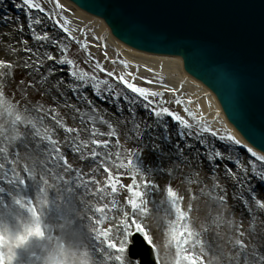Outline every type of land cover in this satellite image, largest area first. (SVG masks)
<instances>
[{
  "label": "snow or ice",
  "instance_id": "6c2138e0",
  "mask_svg": "<svg viewBox=\"0 0 264 264\" xmlns=\"http://www.w3.org/2000/svg\"><path fill=\"white\" fill-rule=\"evenodd\" d=\"M47 2L54 3L59 11L46 10L41 0H13V7L26 17V24H21L18 31L28 30V38L22 41V51L28 57L22 65L0 60V78L14 79L17 67L31 69L27 74L34 82L22 94L26 98L27 88H36L51 101L47 107L36 101L31 109L25 106L21 110L14 98L0 90V117L7 118L6 123L0 124V181L8 186H0V264H152L148 256H153L154 264H161L159 250L145 223L152 214L149 204L155 203L148 197L153 190H160L159 185L150 181L137 163L142 150L127 149L116 124L99 114L94 102L97 99L111 103L113 115L120 116L118 122H130L139 140L144 139L149 126L144 122L141 130L133 107L126 109L128 117H124L125 108L119 101L128 105L142 102L158 120L171 118L182 130L179 135L185 141L183 146L174 144L177 154L189 162L201 161L202 157L209 164L213 188L207 192L201 189V194L222 210L212 217V225L216 229L229 228L228 248L213 246L203 239L208 225L202 223L199 230L193 226V205L189 203L185 210V197L169 183L165 194L170 211L164 227L166 248L174 249L172 264H264V194L252 183L258 180L259 185H264V147L258 152L227 128L213 129L203 116L197 119L186 106L191 100L177 97L176 87L139 77V69L136 73L130 71L125 61L119 62L124 69L119 74L105 68L89 51L86 34L82 42L73 35L76 30L69 27L70 21L60 16L66 9L59 0ZM9 19L19 23L20 17H3L4 21ZM46 19L59 31L50 34ZM64 38L74 41L87 54L83 63L91 72L69 58L70 49ZM29 40L35 42V47L28 46ZM103 56L109 59L106 47ZM100 74L121 85L123 96L120 92L115 97L105 96L101 85H106L109 92L114 89L109 79H101ZM137 79L165 88L195 123L164 106L168 103L164 92L138 86ZM20 84H24L23 79ZM61 108L67 111L62 113ZM69 118L71 126L67 123ZM100 126H106L107 131ZM157 147L154 145V150ZM236 149L243 150L244 159L233 155ZM77 163L81 166L77 167ZM221 169L224 180L234 186L232 199L242 206L240 222L223 214L227 212L228 187L219 182L217 173ZM125 178L131 182L124 184ZM77 189L82 190L79 205ZM122 192L127 193L123 203L118 199ZM86 196L93 200L86 201ZM195 199L193 194L191 200ZM245 213L247 230L243 224ZM85 218L90 222L87 230L83 224L77 226V221ZM138 244L146 245L143 254L137 252ZM36 249H40L39 255Z\"/></svg>",
  "mask_w": 264,
  "mask_h": 264
},
{
  "label": "water",
  "instance_id": "95a60500",
  "mask_svg": "<svg viewBox=\"0 0 264 264\" xmlns=\"http://www.w3.org/2000/svg\"><path fill=\"white\" fill-rule=\"evenodd\" d=\"M147 52L184 55L229 120L264 147V0H72Z\"/></svg>",
  "mask_w": 264,
  "mask_h": 264
},
{
  "label": "rangeland",
  "instance_id": "374dc122",
  "mask_svg": "<svg viewBox=\"0 0 264 264\" xmlns=\"http://www.w3.org/2000/svg\"><path fill=\"white\" fill-rule=\"evenodd\" d=\"M7 2H9V3H7ZM41 2L43 3V6L45 7L46 10H48V11L50 10V11H54V12H58L59 11L58 9L54 8V3H48L47 0H41ZM59 2H60V0H59ZM2 4L4 6L6 5L7 8H9V7L10 8H14L13 7V0L12 1L6 0ZM75 15H76V10L74 8H72L71 11H67V13H64V14L60 13L61 17L66 18V19H68L70 21L69 27L72 28V29H75L74 28V24L72 23V20L75 17ZM21 24H24V23H22V21H21V23L16 24L14 27H11L10 25H8L7 21L2 20V18L0 17V38H4V30H3L4 28L9 29L10 30V35L13 37L15 32L19 33V31H16V29L18 30L17 27H18V25H21ZM50 24L51 25H46L47 30L49 32H51V33L58 32V31H56V28L52 26V21H50ZM9 27H11V28H9ZM100 28H98V29H96V31L91 32V33L86 35L87 36V42L90 45L89 51L91 52V54L96 59H98L103 64V66L105 68H107L109 70H115V72L117 74H119L122 71H124L122 65H120L119 62H117V64H112L111 63V60H112L111 57L109 59H106L103 56V52L105 50V46H104V44H102L98 40L99 38L97 36V31ZM38 30H39V27H38ZM75 30L76 31L73 32V35L77 36V38L80 39L83 42L85 40V34H82L81 32H79L78 29H75ZM26 31H28V30L26 29L25 32L23 34H21V35L25 36V39L28 38ZM76 33L78 35H76ZM61 36H63L62 33H61ZM7 38H8V36H7ZM7 38H5L4 41L7 40ZM104 40H105L104 42L106 44H109V39L107 37ZM30 42H31V46L30 45H28V46L29 47H35V42L29 40V43ZM64 43L68 44V46H69V49H70L69 53H68L69 58L75 60L80 67L85 68L87 71L91 72V68L88 67V65L83 63V60H84V58H85V56L87 54L83 50H81L80 47L74 41H71V40H69L67 38H64ZM22 45L23 44L18 46L17 53L18 54H22V55L23 54L26 55L25 59H27L28 54L25 53L24 51L22 53V49L24 48V46H22ZM8 48H9V46H8ZM107 54H109V53L107 52ZM0 60H6V61L7 60H11V61L16 62V57L8 55V53L6 51V48L3 46V41H1V40H0ZM20 61L21 60L19 58H17V62L16 63L22 65L24 61L23 62H20ZM45 67H47V65ZM30 71L31 70L25 69L23 67H17L15 69V77H14V79L11 78V77L0 78V90H3L5 95L7 97H9L10 99L14 98V102H18L19 103V106H20L21 110H23V108L25 106H27L29 109H31L32 104L35 103L36 101H40L41 103L43 102V103H50L51 104V101L49 100V98L47 96L42 95L41 92H38L36 90V88H27L26 98H25V95L22 94L23 90L26 88V86L29 83H33L34 82L33 78L30 77L27 74ZM130 71H132V69ZM146 74H149V71ZM139 75H140V77H143V76H141L140 73H139ZM100 78L101 79H109V83L112 85V87L114 89V91L109 92V90H108L106 85H101V91H102V93L105 96H113V97H115L117 92H120L121 96H123L124 93L121 92L122 86L118 85V83L116 81L111 80L110 78L103 76V74H100ZM21 79L24 80V84L23 85L20 84ZM135 82L137 83L138 86L148 87L150 90L156 91L155 90V86L144 84L143 82H141V79H137ZM165 85H167V84H165ZM169 86L167 85L168 88H171ZM38 87H39V85H37V88ZM172 87H176V85H174ZM159 90L161 92L165 93V100L168 101V103L165 104L164 106H167V107L170 108V110L177 112L178 114L184 116L185 118H188L187 114L184 113V111H183V107L182 106H177L173 102V96H172L171 93L165 91V88L160 87V86H159ZM157 91H158V88H157ZM128 95L130 97L132 96L131 93H128ZM177 97L180 98V99H183V100H185L187 102L188 100H190L191 95L188 94V93L182 95V94L177 92ZM135 104L140 105V104H142V102H138V103H135ZM186 106L190 109V111H192L193 113L196 114L197 119H199L201 116H203V118L214 129L213 123L210 120H207V117L203 113V108H202V105H201V101L196 102L195 104L192 102L191 104H187ZM99 107H97V108H99ZM210 107L213 108L215 106L213 105V103H211ZM142 108H144V107L142 106ZM63 111L66 112L67 110L63 109ZM135 111H136V109H135ZM146 113H149V112L147 111ZM99 114H100V112H99ZM149 116H151V114H149ZM144 117H146V116L144 115ZM188 119H190V118H188ZM6 120H7L6 117H0V124L6 123ZM153 120H158V119L156 117L152 116V119L150 121H153ZM159 120L160 121L163 120L162 122H167L168 127L170 129H172V130H174V127L176 129L177 126H178L169 117H162V118H159ZM49 122H51V121H49ZM67 123L71 126L72 125V120L69 118L67 120ZM190 123H195V121H192L190 119ZM141 130H143V128ZM21 131H23V129H21ZM128 137L130 139V142L127 141V138L123 137V138H121L122 141H123L122 144H124L126 146V148L129 149V150H134V149H141L142 150V155H140V157L137 160V163L141 167L143 165H145V164L148 165L153 160L155 161V158H153V157H150V156H149V158H145L144 157L143 149H145V148L141 147V143L139 142V139L136 138L135 134L133 135L132 139L130 138L131 136H128ZM186 138H187V136H186ZM215 142L216 143H220L218 141H215ZM220 147H225V145L220 144ZM241 152H242L241 150L236 149L234 151L233 155L234 156H241ZM170 158H171V155L168 156V160H170ZM241 159H244V157L241 156ZM178 163H181V162H178ZM178 163H177V167H176L177 176L174 175L173 177H171L170 178V182L166 183V180H165V182H161V183L159 182L158 185H159L160 190L159 191H154L153 190L152 194L148 197L150 201H155V203L154 204L153 203L149 204V208L152 209V214L147 218L145 223H146L147 227L149 228V234L152 236L153 243L156 245L157 249L159 250V253H160V256H161V264H172V257L174 256V249L170 250V249L166 248L167 242L165 240V237H167V236L165 234L166 233V228L164 227L166 219L169 218V217H167L166 213L168 211H170V206L166 202L167 198H166V194H165L166 185H168L169 183L171 184V186L173 187L174 190L178 191L180 195L185 197V199L183 200V207H184L185 210H187V207H188L189 203H191L193 205V209L194 210L191 213L193 226L197 230H199L202 223L208 225L209 231L206 232V233H202V237H203L204 240H206L208 243L212 244L213 246L219 244V245H223L225 247V249H227L228 248L227 239H228V236L231 234L230 230H229V228L227 226H222L220 229H216L212 225V217L215 216L217 212H220L222 210L217 208L215 203L209 197H207L206 199L197 197V195H196L197 192L194 191V193H195L194 195L197 197V199L191 200V196L193 195V193H192V195H189V192H185V191H182L180 189V183H181V180H182L181 176H182V174L186 175L185 173L187 171L183 168V165L180 166V164H178ZM76 166L79 167L81 165L79 163H77ZM84 170L85 171L88 170L87 163L84 164ZM205 174H203V172H201V171L198 172V176L199 177L206 178V180H208L209 179V177L207 176L208 173L206 175ZM203 176H207V177H203ZM212 181H209V182L214 184V182H212ZM219 181H220V178H219ZM257 181H256V183H257ZM130 182L131 181L128 180L127 178H125L123 180L124 184H129ZM220 183L225 184V180L222 179V181ZM0 186L4 187L3 182L1 183ZM195 188H197V185H196ZM81 192H82L81 189H77L78 195L76 196V202H77L78 205H79V194ZM229 193H228V195H229ZM126 196H127L126 192H122L118 196V199L121 201V203L124 202ZM89 198H93V197L89 196ZM209 212H211V215H209ZM231 212H232L231 209L227 206V212H224L223 214L226 215L227 217H234L237 222H240L241 219H239L236 216H234L233 214H231ZM53 215H55V214H53ZM86 221H88L86 218L83 221H79L78 220L77 221V226L79 227V225H81V224H84V225L87 226ZM157 221H159V225L157 224ZM53 222L55 223V221H53ZM243 224H244V229L247 230L248 228H246L245 222H243ZM217 232H219V235H217ZM56 234H58V233H56ZM36 251H37V254L39 255L40 254V249H36ZM166 253H167V255H166ZM125 255L127 256L128 253H126Z\"/></svg>",
  "mask_w": 264,
  "mask_h": 264
},
{
  "label": "bare ground",
  "instance_id": "6f19581e",
  "mask_svg": "<svg viewBox=\"0 0 264 264\" xmlns=\"http://www.w3.org/2000/svg\"><path fill=\"white\" fill-rule=\"evenodd\" d=\"M60 2L66 9V11L62 12L63 14L67 13V11H71L72 8L77 9L76 15L73 18L72 23L74 24V28L78 29L79 32H81L82 34L87 35L91 32L96 31V29L101 27L97 31V36L100 39V41L103 42V44L105 41L104 39L106 37L109 39V44L106 43L104 44V46L107 48V52L109 53L108 54L109 57H111L113 60L116 61L127 62L130 65L129 70L132 69L134 73H136L137 69H139V72L137 73L139 77H140L139 75L140 73L141 76L145 78H149L154 81L167 84L168 86L170 85L169 87L171 88L172 86L176 85L178 93L182 95L186 93L190 94L191 95L190 100L194 104L196 102L201 101L203 113L207 117V120H210L213 123L214 129L227 128L233 135L236 136L237 139H240L242 143H247L250 147H253L228 121L227 116L225 115V112L223 111V108L219 100L217 99V96L214 95L205 85H203L201 82H199L193 76H191L186 72L184 68L183 59L180 56L150 53L131 47L119 41L117 38L115 39L113 37L114 35H112L110 31V27L106 24L103 18L99 16L91 15L81 10L76 4H72L69 0H60ZM15 17L16 16H12L11 18H15ZM21 20L22 19L19 20V23L21 22ZM46 25H51L50 21L47 19H46ZM50 34L52 33L50 32ZM76 35L78 34L76 33ZM4 39L5 38H0V40L3 41V46H6L7 42L4 41ZM6 51L9 56H16L21 61L24 60L22 57L17 55L16 50L13 51V49H6ZM147 69H151L152 71H149V74H146L148 73ZM141 82L143 81L141 80ZM152 85L155 86L156 91L157 88L159 90V86L157 83H154ZM211 103H213L215 107L211 108L210 107ZM43 104L46 107L50 105V103H43ZM98 109L100 114L103 115L105 119H108L112 123L116 124L118 132L120 134V139L124 137L127 138V141L130 142L128 136H131L130 138L132 139L134 134L128 131L130 130L128 127H125L124 124H120L118 122L120 118L114 116L111 112H108L106 109L100 107ZM60 111L63 113V108H61ZM142 117L139 116L137 119V122L141 123V129L144 127V122L149 124L151 123L148 122L143 115ZM100 127L101 130L107 131L106 126H100ZM166 133L170 134L169 131H167ZM157 136H159V139H155V137ZM162 136L163 135H157L153 133L151 135H148L144 143L146 148L143 149L145 158H149V156L155 158V161L153 160L148 165L147 164L143 165L142 169L144 170L145 173H147L148 179L150 181H154L156 184H158L159 182L160 183L165 182V180L167 181V178L174 176L176 173L172 171L176 166V164H174L175 162L173 163L172 159L168 160L169 150L167 147H165V145L162 144L163 142L160 141V139L163 138ZM164 139L172 140L170 136H167ZM148 143H151L150 148L148 147ZM154 145L158 146L157 148H155V150L153 148ZM255 150L259 152V150L257 149ZM21 153H22L21 155L23 156L24 154L23 149H21ZM185 157L188 156L186 155ZM194 162H195L194 160H191V162H189L191 163L190 166L191 171H194ZM169 173L171 174L169 175ZM181 178L182 180L180 183V189L182 191L189 192V195H192V193L195 194L194 191H196L197 197L206 199L208 196L202 195L201 189H203L204 192H207L209 189L213 188L211 182H209L208 180L201 181L200 179L197 178V175L194 172H191L189 176L182 174ZM199 182L200 184H198ZM196 185L197 188H195ZM85 200L89 201L90 200L89 196H86ZM84 226H85V230H87L86 225Z\"/></svg>",
  "mask_w": 264,
  "mask_h": 264
}]
</instances>
